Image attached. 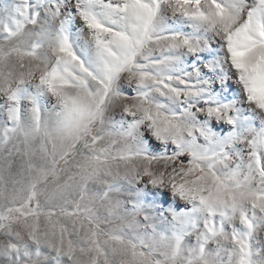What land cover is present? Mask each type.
<instances>
[{
  "label": "clouds",
  "instance_id": "clouds-1",
  "mask_svg": "<svg viewBox=\"0 0 264 264\" xmlns=\"http://www.w3.org/2000/svg\"><path fill=\"white\" fill-rule=\"evenodd\" d=\"M79 2L76 0L77 9ZM228 4L229 0H183L182 4L181 0H164L165 6L160 11L162 23L157 22L146 32L129 27L131 22L125 21V10L120 4L96 11L92 22L71 9L65 16L45 20L48 38L37 57L43 65L41 83L43 77L54 72L58 80L76 86L92 85L98 101L114 102L116 119L122 129L119 150L129 157L120 177L124 201H132L136 194H141L151 213L161 218L162 233L173 224L169 210L190 211L193 206L173 185L183 183L198 195L213 181V176L205 171L207 164L194 159L195 151L186 145L195 144L200 150L209 148L208 137L201 134L202 126L209 127L217 137L230 130L221 121L208 119L206 107H201L207 96L194 98L187 93L181 96L183 81L176 73L199 71L200 83L207 81L204 84L207 94L232 105L233 111L252 117L256 126L264 123V110L249 99L242 73L232 56V37L245 27L247 19L243 13L233 15L225 7ZM65 20V32L61 34ZM172 37L189 38L192 47H176L171 53L176 57L175 64H161L162 56L172 48ZM62 44L67 47V54L60 51ZM129 129H132L130 135L123 134ZM213 171L215 177H221L225 169ZM154 178L159 183L153 185ZM212 210L210 204L209 215ZM86 219L69 217L72 227L65 231L75 233L85 242L89 232L95 236L103 231L100 229V224L105 223L103 218L96 217L93 227H89L93 221L85 223ZM138 226H141L139 221ZM80 229L84 230L82 235ZM41 232L39 241L28 232L21 238L22 247L35 244L38 248L52 249L55 233L47 227ZM117 239L122 246L131 243ZM111 240L109 236L104 242L108 244ZM68 245L73 248L72 241ZM79 253L77 264H88L81 258L87 249L81 248ZM20 264L29 261L21 260Z\"/></svg>",
  "mask_w": 264,
  "mask_h": 264
},
{
  "label": "rangeland",
  "instance_id": "rangeland-1",
  "mask_svg": "<svg viewBox=\"0 0 264 264\" xmlns=\"http://www.w3.org/2000/svg\"><path fill=\"white\" fill-rule=\"evenodd\" d=\"M47 38L45 20L27 23L15 34L0 30V240L9 233L25 237L27 225L39 235L47 227L55 233L57 248L72 241L79 255V249L89 248L88 241L65 231L72 227L69 217H87L85 223L93 221L89 227L101 217L105 223L94 236L95 250L81 258L88 261L91 255L94 264H134L133 250L147 255L138 238L150 239L153 230L143 215L136 218L141 226L127 224L131 201H124L120 179L127 154L119 150L117 109L113 101H98L92 85L76 86L57 78L41 83L43 65L37 57ZM17 90L19 101L13 104L8 97ZM152 215L156 231L162 233L161 218ZM113 235L131 243L106 244ZM40 250L45 254L41 264H49L55 256L52 249ZM153 257L163 259L158 252ZM142 258L137 255L135 260Z\"/></svg>",
  "mask_w": 264,
  "mask_h": 264
},
{
  "label": "snow or ice",
  "instance_id": "snow-or-ice-1",
  "mask_svg": "<svg viewBox=\"0 0 264 264\" xmlns=\"http://www.w3.org/2000/svg\"><path fill=\"white\" fill-rule=\"evenodd\" d=\"M5 3L7 7H4ZM116 4L124 8V19L131 22L129 27L135 31L146 32L157 22L162 23L160 11L165 6L164 0H80L78 9L76 0H4L0 2V30L5 34L19 33L27 23L38 25L48 18L65 16L69 9L78 11L92 22L96 11L110 9ZM225 7L233 15L243 13L247 19L245 27L232 37L233 62L242 73L249 99L264 110V0H229ZM219 14L224 16L223 11ZM66 23L67 20L61 25V34L65 32ZM172 41V48L162 56L161 64H175L176 57L171 53L176 47H192L189 38L172 37ZM60 51L67 54L68 49L62 44ZM176 75L183 81L181 96L185 93L194 98L207 96L201 107H206L208 119L221 121L230 130L217 137L209 127L202 126L201 134L208 137L209 148L200 150L195 144L186 145L195 151L194 159L207 164L205 171L213 176V181L198 195L190 192L183 183L173 185L182 197L192 201L193 206L190 211L169 210L173 224L168 231H156V217L140 198L141 194H136L131 201L127 224L137 227L136 218L143 215L146 226L153 230V236L138 238V246L145 249L147 255L133 250L134 264H264V123L256 126L252 117L233 111L232 105L207 94L204 88L207 81L200 83L199 71ZM56 78V73L50 72L43 77V83L48 84ZM8 99L17 103L19 90ZM11 111L15 112V108ZM131 132L129 129L123 134L130 135ZM177 135L178 132L173 138L176 139ZM124 158L129 157L125 155ZM216 168L225 169L224 175L215 177L213 170ZM152 183L155 185L159 181L154 178ZM210 204L213 208L211 215L208 214ZM27 228L33 239L39 241L33 225H27ZM111 237L113 244L119 243L118 237ZM86 239L87 251L95 250L94 235L89 232ZM22 243L18 236L5 235L0 240V264H20L21 260L41 264V256L45 254L40 248L22 247ZM113 249L117 251L115 247ZM52 251L55 256L49 264H66L68 257L73 259L67 260V264H77V255L71 246L57 248L53 242ZM156 252L163 257L162 260L153 257ZM137 255L143 258L137 261ZM88 264H94L91 255Z\"/></svg>",
  "mask_w": 264,
  "mask_h": 264
}]
</instances>
